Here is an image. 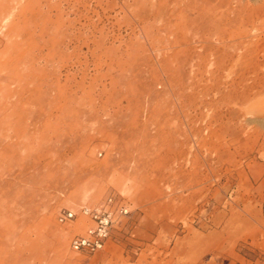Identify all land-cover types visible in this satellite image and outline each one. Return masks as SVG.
I'll list each match as a JSON object with an SVG mask.
<instances>
[{
    "label": "rangeland",
    "instance_id": "obj_1",
    "mask_svg": "<svg viewBox=\"0 0 264 264\" xmlns=\"http://www.w3.org/2000/svg\"><path fill=\"white\" fill-rule=\"evenodd\" d=\"M141 1L86 0L85 22L98 21L101 38L97 57L84 47L83 87L68 88L82 98L66 111L43 97L22 105L34 118L21 123L31 147L0 150L14 159L0 164V264H264V0L199 2L202 17L184 6L185 21L167 16L166 2L161 13ZM213 23L239 47L212 54L200 39L186 50L170 32L205 37ZM144 33L181 49L180 64L142 60ZM73 61L66 71L77 75ZM30 152L33 168L18 165ZM108 196L128 214L100 250H73L92 222L58 214Z\"/></svg>",
    "mask_w": 264,
    "mask_h": 264
},
{
    "label": "bare ground",
    "instance_id": "obj_2",
    "mask_svg": "<svg viewBox=\"0 0 264 264\" xmlns=\"http://www.w3.org/2000/svg\"><path fill=\"white\" fill-rule=\"evenodd\" d=\"M85 1L0 0V31L4 36V43L0 49V70H3L1 74L4 81L0 84V150L18 145L24 149L31 147L27 142L22 143V137L30 138L29 135L32 132L24 133L21 123H25V120L30 117L34 118L33 116H24L27 110L22 112V105L29 107L30 103L43 97L47 104H58L61 110L66 111L70 101L82 98V94L68 92V88L74 86L75 89H81L83 87L84 47L91 48V54L97 57L101 38L98 21L85 22V18H87ZM96 1L99 2V0ZM188 1L193 2L188 5ZM204 1L208 0H142L141 5L147 4L149 12H155L156 9L161 13H166L165 5H162V2H166V6L170 8L167 16L175 14L185 21L186 15L182 13L184 6L189 9L195 7L198 12L195 18L198 20L204 14L202 9L204 6L200 5L205 3ZM93 12L97 14V11ZM86 26L89 27V38L85 35ZM221 28L213 23L211 31H206L205 37L200 35L201 33L196 28H187L181 33L173 28V31L170 32L175 42L178 39L186 44L184 47L186 50L191 48V42L200 39L204 41L205 46L211 50L212 54L237 49L239 43L236 40L228 41L224 33L219 32ZM144 35L148 41L149 51L143 55L142 60L152 61L153 64L157 63L162 71L171 69L170 60H177L176 63H179L181 49H176L177 46L175 49L170 48L171 42L170 45L168 44V48L167 44L163 45L160 42L161 37L154 36L155 38H153L148 33H144ZM211 35L219 41L221 48L212 43ZM174 41L172 44L175 43ZM197 57L200 59L197 64L199 70L206 61L204 56L199 53ZM72 58H74L73 62L78 65L77 75L66 71ZM189 59L192 60L189 56L185 63L191 66L192 63ZM213 63L218 66L217 62L213 61ZM64 70L66 72L63 74ZM259 101L260 98L252 101L250 107H256ZM76 113L81 114L82 111L78 108ZM30 125V129L35 128L33 122ZM7 156V154L0 153V164L10 165L13 162L14 159ZM16 158H19L18 165L28 168H33L37 162V158L32 156L31 152L24 158ZM19 173L22 174V171ZM34 177V174L31 173L28 178L33 180ZM4 211L3 201L0 199V217L4 215Z\"/></svg>",
    "mask_w": 264,
    "mask_h": 264
},
{
    "label": "built area",
    "instance_id": "obj_3",
    "mask_svg": "<svg viewBox=\"0 0 264 264\" xmlns=\"http://www.w3.org/2000/svg\"><path fill=\"white\" fill-rule=\"evenodd\" d=\"M77 213L86 215L92 223L83 233L71 238L70 246L75 251L94 253L103 248L112 228L128 214V209L122 202L108 196L95 206H80L77 212L64 210L58 214L57 219L65 222L73 219Z\"/></svg>",
    "mask_w": 264,
    "mask_h": 264
}]
</instances>
